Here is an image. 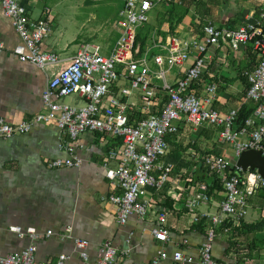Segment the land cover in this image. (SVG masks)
Returning a JSON list of instances; mask_svg holds the SVG:
<instances>
[{
    "label": "crops",
    "instance_id": "0c3cea01",
    "mask_svg": "<svg viewBox=\"0 0 264 264\" xmlns=\"http://www.w3.org/2000/svg\"><path fill=\"white\" fill-rule=\"evenodd\" d=\"M62 1L65 0H22L31 18H47L50 22L51 31L41 47L58 54L63 62L46 69L19 59L14 48L23 41L11 18L0 6V39L6 45L5 50L0 52V117L11 123H20L46 112L42 94L47 80L69 62L82 44L99 45L102 53L109 54L121 34L116 21L125 0H67L63 4ZM203 1L200 8L194 3L190 5L189 12L174 33L169 31L166 21V3H160L151 10L147 24L153 29L143 49L141 43H137L136 55L142 56L147 52L154 72L158 67L153 62V56L167 53L169 38L190 40L208 20L228 28L232 21H236V28L264 9V0ZM159 30L167 34L164 36ZM206 56L210 70L204 82L215 81L218 85L214 106L226 113L251 103L246 96L244 75L258 62L251 44L238 50L225 43L212 45ZM192 59L169 70L167 81L174 85L185 74ZM154 80L157 87L162 86L161 79L154 77ZM75 98V103H79L80 99ZM212 130L214 128L210 126L195 129L190 123L182 121L178 132L170 135V158L178 169L184 167L186 176L191 179L196 178L199 169L196 162L205 153H221L236 162L233 149L224 148L217 131L213 134ZM61 144L63 147H60ZM120 144L117 138L102 137L91 131L72 140L60 132L54 121L38 122L25 134L0 138V255L19 253L34 243L38 261L53 262L60 254H66L67 264H86L76 243V239L82 238L89 241L86 247L89 261L98 259L103 242L110 240L118 248L124 264L149 262L161 249L168 253L162 264H172L173 252L178 249L193 258L189 264H196L206 233L195 226L197 223H191L189 208L184 206L193 189L187 188L189 184L186 180L179 188L167 187L160 194L150 188L142 197L153 202L157 210L170 202L169 241L158 240L152 233L155 212L149 218L132 215L125 224L118 221L117 206L110 200V195L117 188L107 178L103 161L107 151ZM74 154L82 159L80 166L48 165L50 160ZM111 165H116V162L111 161ZM222 189L209 191L211 199L192 209L193 212L217 211L216 203L222 198ZM249 211L250 222L245 218L247 223L264 218L259 196L251 200ZM201 221L207 224L206 219ZM18 226L23 230L34 228L38 236H20L14 229ZM48 231L51 233L48 234ZM230 238L224 236L215 243L214 252L218 258L233 261L232 257L238 255L237 264H264V248L254 243L255 239H263L259 232L243 235L237 251H229L232 248ZM127 249L128 254H121Z\"/></svg>",
    "mask_w": 264,
    "mask_h": 264
},
{
    "label": "built area",
    "instance_id": "2783aa9c",
    "mask_svg": "<svg viewBox=\"0 0 264 264\" xmlns=\"http://www.w3.org/2000/svg\"><path fill=\"white\" fill-rule=\"evenodd\" d=\"M175 1L183 0H125L116 21L121 34L112 51L104 54L99 45L82 44L69 62L47 80L42 94L46 112L16 124L0 117V138L25 134L36 123L44 121L56 122L60 132L72 140L87 131L117 138L120 146L107 151L103 165L107 178L117 188L110 195V200L117 206L118 221L125 224L132 215L149 218L155 212L152 233L158 240L169 241L170 209L164 205L157 210L153 202L142 197L150 188L157 194L167 187L175 190L185 179L189 184L187 188H193L192 196L184 204L190 210L191 223H198L203 218L207 220L206 239L199 248L196 264H237L238 255L232 257L233 261L220 259L215 255L214 245L224 236L232 237L235 226L245 220L251 200L264 187V178L257 169L243 170L236 162H233L235 173L229 175L232 161L221 153H205L202 164L209 174L220 179L222 198L216 203L215 212H193L192 209L211 199L208 185L205 182L192 184V179L186 176V169L177 168L170 158L167 137L177 133L179 123L186 121L195 129L218 128L219 141L224 148L233 149L236 159L249 149L260 150L264 154V9L236 28L220 27L208 20L190 40L169 38L167 53L153 56L158 67L154 72L147 52L142 56L136 55L137 34L150 21L151 10L156 5ZM0 6L11 18L23 41L14 48L21 61L34 63L43 69L63 62L58 54L41 47L51 31L47 18H31L22 0H0ZM221 43L233 50L251 44L258 56L257 64L244 72L249 82L247 99L256 107L238 129L234 128L238 109L220 112L214 106L217 83L204 82L210 70L206 52L209 46ZM5 48V42L0 39V52ZM191 59L185 74L174 85L170 84L167 72ZM154 77L162 80L161 87L156 86ZM72 95L80 99L79 103L63 101ZM69 148L73 151L71 146ZM111 161L116 165L112 166ZM81 164L82 159L76 154L48 162L50 167ZM14 229L20 236H38L34 228L23 230L18 226ZM76 243L86 264H124L118 248L110 240L103 242L95 261H89L88 240L78 238ZM36 249V245L31 243L19 253L0 255V264H67L66 254H60L53 262L38 261ZM128 253V249L121 251L124 255ZM167 256L166 250L161 249L149 262L140 264H162ZM172 260V264L193 262V258L181 249L173 252Z\"/></svg>",
    "mask_w": 264,
    "mask_h": 264
},
{
    "label": "trees",
    "instance_id": "16d2710c",
    "mask_svg": "<svg viewBox=\"0 0 264 264\" xmlns=\"http://www.w3.org/2000/svg\"><path fill=\"white\" fill-rule=\"evenodd\" d=\"M195 4L198 8H200V6H202L204 4L203 0H183L182 2H171L169 4H164V7L166 8V12L168 13V17H167V22L169 23V31L174 33L175 29L177 28L178 24L183 20L184 16L189 12V8L190 5ZM198 13L200 14V16H202L203 14L198 10ZM235 23L236 21H232V23L230 24L229 28H235ZM153 26H150L149 24H145L143 27H141L138 31L137 34V43H141V49H143L145 47V45L148 42V39L150 37V34L152 32V28ZM160 31V30H159ZM160 33L162 35H166V32L160 31ZM245 83H246V87L249 86V82L247 80V78L245 79ZM256 107V104L251 102L248 104H243L241 106V108L238 110V114L235 118L234 121V128L238 129L241 126L244 125L245 120L252 115V113L254 112V109ZM212 127V126H210ZM214 128V130H212V133H216V131H218V128L216 127H212ZM171 136L169 135L167 138L169 140ZM202 160V157H201ZM200 160V161H201ZM199 160L196 162L197 166H198V177L197 175L196 178H193L191 180V183H198V182H205L208 185L209 191H213L215 188L218 189H222L223 185L220 181V179L216 176V175H211L208 173V171L204 168L202 161L200 162ZM234 162V161H233ZM232 162V165L228 168V173L229 175L235 173V166ZM190 177V176H188ZM192 177V176H191ZM257 196H259L262 204L264 203V187H262ZM170 204V202L166 203L165 206L168 207ZM206 223L205 221H200L199 223L195 224V226L200 229V230H205L206 227ZM264 230V218L256 221V222H252V223H247L245 222V220H242L239 226H235L232 237L230 238V244L232 245V248L230 247L229 251H237L239 248V243H240V238L243 235H248L249 233H257ZM259 242H262L264 245V239H255L254 243L257 246L259 244ZM230 253V252H228ZM239 260V259H238Z\"/></svg>",
    "mask_w": 264,
    "mask_h": 264
},
{
    "label": "water",
    "instance_id": "95a60500",
    "mask_svg": "<svg viewBox=\"0 0 264 264\" xmlns=\"http://www.w3.org/2000/svg\"><path fill=\"white\" fill-rule=\"evenodd\" d=\"M236 165L243 170L257 169L264 178V154L260 150L249 149L243 151L236 159Z\"/></svg>",
    "mask_w": 264,
    "mask_h": 264
},
{
    "label": "rangeland",
    "instance_id": "374dc122",
    "mask_svg": "<svg viewBox=\"0 0 264 264\" xmlns=\"http://www.w3.org/2000/svg\"><path fill=\"white\" fill-rule=\"evenodd\" d=\"M68 1L67 0H65V1H62L61 3L63 4V3H67ZM63 101L64 102H66V103H75L76 102V98H75V96L74 95H72V96H66L64 99H63ZM228 150H230V149H228ZM183 183H185V179H183V181H182ZM250 212V211H249ZM249 215V213L247 214V216H246V219L248 220L250 217L248 216ZM249 221V220H248ZM256 221V219H253V221H251V222H255ZM258 221V220H257ZM250 222V221H249ZM262 236V238L264 239V230H262V231H260L259 232V236ZM263 243L262 242H259V244L258 245H260V246H262L263 248H264V245H262ZM245 247V246H244Z\"/></svg>",
    "mask_w": 264,
    "mask_h": 264
}]
</instances>
